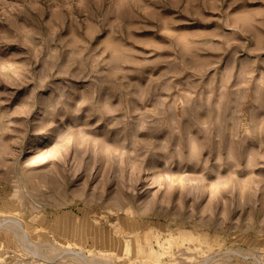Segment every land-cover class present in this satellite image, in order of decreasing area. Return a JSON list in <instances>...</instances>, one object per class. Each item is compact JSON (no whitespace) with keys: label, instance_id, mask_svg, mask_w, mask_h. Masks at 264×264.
<instances>
[{"label":"rangeland","instance_id":"rangeland-1","mask_svg":"<svg viewBox=\"0 0 264 264\" xmlns=\"http://www.w3.org/2000/svg\"><path fill=\"white\" fill-rule=\"evenodd\" d=\"M0 264H264V0H0Z\"/></svg>","mask_w":264,"mask_h":264}]
</instances>
